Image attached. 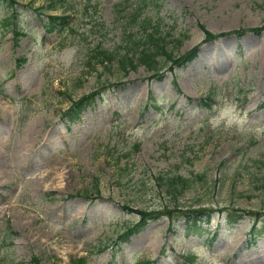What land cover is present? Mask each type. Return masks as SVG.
<instances>
[{
  "label": "rangeland",
  "instance_id": "obj_1",
  "mask_svg": "<svg viewBox=\"0 0 264 264\" xmlns=\"http://www.w3.org/2000/svg\"><path fill=\"white\" fill-rule=\"evenodd\" d=\"M8 1L0 0V264H32L33 255L39 264L76 255L88 264H182L187 252L192 264H264V235L246 242L247 214L231 227L215 213L201 236L184 234L182 220L170 230L163 216L122 249L116 243L139 219L123 205L173 203L159 172L193 177L179 204L264 212V30L202 40V25H263L264 0H16L19 43L1 20L13 10ZM40 10L67 13L70 25L50 31ZM131 12L181 35L177 57L198 45L196 57L174 69L160 61L162 77L144 64L124 72L114 59L95 68L89 53L98 43L116 48ZM94 90L69 121L72 101ZM208 92L216 106L228 100L247 111L246 131L212 129L213 107L197 105Z\"/></svg>",
  "mask_w": 264,
  "mask_h": 264
},
{
  "label": "trees",
  "instance_id": "obj_2",
  "mask_svg": "<svg viewBox=\"0 0 264 264\" xmlns=\"http://www.w3.org/2000/svg\"><path fill=\"white\" fill-rule=\"evenodd\" d=\"M16 0H9L8 2L13 5V10L9 14H4L2 17V22L12 30V36L15 43H19L23 34H25L24 27L18 25V7L15 5ZM39 7L38 9H40ZM40 14L44 16L47 29L52 31L55 29L65 30L68 27L70 15L67 13H43L40 10ZM127 24L124 25L122 29V35L120 38L119 45L114 48H105L101 43L95 46L92 53H89V61L92 59V65L97 68V64H102L106 66L107 62L115 60L119 69H123L124 72H128L132 69H136L139 65L144 64L149 70L154 71V74H159L162 77L159 69L161 68L160 61H170L171 69H174L173 65H184L188 61L196 57L198 53V45L194 48L185 52L181 56H176L177 52H173L174 48H178L183 44V39L181 35L173 33L171 36V31L165 30L162 27L160 21H155L149 16H143L140 18V14L137 12H131L127 19ZM204 29L205 36L202 40H215L221 35H225L229 32L243 33L253 31L259 33L264 30V24L259 26H253L249 28H238L234 31L227 32H214L206 26L202 25ZM171 37V38H170ZM171 41L174 44H171ZM26 55L18 57V63H22L27 60ZM174 71V70H173ZM4 81H0V91H2V85ZM98 94L99 91H91L89 94H84L78 99L72 101L69 107L65 110V116L70 121L80 117V113L90 105V103L95 99L94 94ZM150 102L153 106L158 108V97L150 95ZM217 102L216 94L213 92H208L206 96L201 98L197 105L205 109H212V107ZM119 158H116L118 161ZM156 179H161L164 190L171 196L170 205L164 208H143L130 206L129 204L123 205V208L134 210L138 213L139 219L135 222L128 224L118 235V248L122 249L124 243L128 242L132 234L139 233L140 230L145 229L151 221L158 220L160 217L168 216L169 228L170 230L177 226V221L182 220L184 223L183 233L191 235L193 233L199 234V236L204 233H209V222L214 217L215 213H218L220 217L224 219L229 226L234 227L237 223H240L242 219L247 215H251L250 220L252 221L247 229L246 242L247 244L256 243L259 236L264 235V212L263 210H253L247 209L239 205L224 204L223 206H209L207 203H189V204H179L181 196L186 192L188 188L191 187L193 183L192 176H186L181 172L169 171V172H159ZM259 186L264 188V176L261 178ZM98 187L95 188L97 191ZM245 191H241L244 193ZM87 193V192H86ZM84 195L92 197L91 194ZM219 223L217 224L212 238L215 237L218 231ZM208 237V236H207ZM184 256L182 264H192L194 262V257L196 255L190 253H182ZM39 257L33 255L29 262L32 264H39ZM153 259L141 258L135 264H152ZM67 264H88L87 256L76 255L69 258Z\"/></svg>",
  "mask_w": 264,
  "mask_h": 264
},
{
  "label": "clouds",
  "instance_id": "obj_3",
  "mask_svg": "<svg viewBox=\"0 0 264 264\" xmlns=\"http://www.w3.org/2000/svg\"><path fill=\"white\" fill-rule=\"evenodd\" d=\"M215 115L209 119V124L215 129H233L239 132L246 131V125L249 122L246 110H241L238 105L228 100H223L219 106L214 105Z\"/></svg>",
  "mask_w": 264,
  "mask_h": 264
},
{
  "label": "bare ground",
  "instance_id": "obj_4",
  "mask_svg": "<svg viewBox=\"0 0 264 264\" xmlns=\"http://www.w3.org/2000/svg\"><path fill=\"white\" fill-rule=\"evenodd\" d=\"M25 154V153H24ZM27 156V155H26Z\"/></svg>",
  "mask_w": 264,
  "mask_h": 264
}]
</instances>
